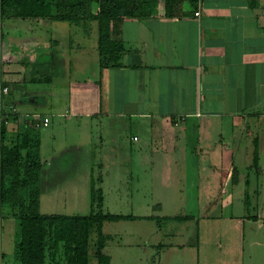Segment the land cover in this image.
I'll return each mask as SVG.
<instances>
[{
    "label": "rangeland",
    "instance_id": "obj_1",
    "mask_svg": "<svg viewBox=\"0 0 264 264\" xmlns=\"http://www.w3.org/2000/svg\"><path fill=\"white\" fill-rule=\"evenodd\" d=\"M82 24L84 28L67 22L54 24L0 16V81H17L28 92L54 89V95L61 98L55 104L59 111L82 110V102L78 107L74 98L68 99L67 83H84L88 78L96 82L101 71L98 25L87 21ZM58 51L71 58L67 68L59 64L55 69ZM52 76L63 83L51 86L47 78ZM46 98L38 103L40 108L47 105ZM260 124L256 140L254 133L243 136L247 131L241 127L236 128L234 135L226 132L218 139L221 149L230 146V159L238 155L243 140L239 154L242 156L237 157V183H241L230 179L231 183L226 181L224 186L220 179L217 183L204 179L191 183L190 178L195 176L174 166L171 149L169 167L165 169L132 167V153L142 145L130 141L137 133L129 128H115L114 136L97 128L90 137L93 144L87 148L84 135L75 136L70 125L67 129L71 134L62 124L54 131L47 129L49 136L43 140L46 130L32 126L27 148L38 143L44 166L47 160L52 164L53 160L73 159L70 169L53 165L42 169L40 210L43 214L95 212L138 217L105 222L104 232L111 237L105 248L110 264H264V159L260 166L252 164L256 149L259 152L264 144V120ZM152 150L144 149L143 158L149 155L152 159ZM209 154L214 155V151ZM222 155L227 153L218 152L215 156L221 176L230 164ZM210 170L206 172L211 173ZM92 188L102 190V199L100 191H96L97 197L91 200ZM248 216L257 217L258 221ZM18 223L11 205L0 203V264H20L15 254ZM95 240L93 234L92 245ZM90 264H98L97 259L92 256Z\"/></svg>",
    "mask_w": 264,
    "mask_h": 264
},
{
    "label": "crops",
    "instance_id": "obj_2",
    "mask_svg": "<svg viewBox=\"0 0 264 264\" xmlns=\"http://www.w3.org/2000/svg\"><path fill=\"white\" fill-rule=\"evenodd\" d=\"M177 1L172 16L167 15L166 0H157L151 15L125 17L113 30L112 38L125 46L120 65L101 68L96 82L88 78L84 83L82 80L67 83L68 99L74 98L78 107L82 102V110L63 113L55 107L57 99L61 98L54 95V89L44 93L28 92L22 83L2 79L0 85L10 89L4 97L5 105L17 107L19 116L6 126L3 136L0 133V148L3 142L12 147L24 140L25 133L47 117L48 126H37L46 130L42 140L49 136L47 129L54 131L66 124L68 133L71 134L67 129L70 125L75 136L84 135L87 148L93 144L90 137L97 128L108 136H114L115 128L131 129L137 134L131 136L130 141L142 145L132 153L131 165L138 169H165L169 167L172 154L175 167L186 175L195 176L190 178L191 183L200 179L217 183L221 180L216 170L219 164L215 161L218 152L227 153L222 155L230 163L225 171L230 174L233 166L238 169L237 157L242 156L239 154L243 151V140L238 155L230 159V146L221 149L218 139L226 132L234 135L237 127L247 131L243 136L254 133L255 140L261 131L264 0H198L197 5L191 0ZM82 25L78 26L84 28ZM55 45L58 46L59 41ZM63 56L59 51L56 53V70V65L65 64L67 68L71 64V58ZM2 65L0 59V73ZM47 80L51 86L63 83L53 76ZM83 88L86 90L81 92ZM45 96L47 105L40 108L38 103L43 102ZM63 120L65 123L61 124ZM150 147L155 156L149 159L148 155L144 159L142 151ZM212 151L214 155L210 156ZM259 154L260 166L264 159L263 143ZM50 163L47 160L44 167L70 169L73 159ZM207 169H211V173H207ZM230 179L233 181L232 174L227 177V183Z\"/></svg>",
    "mask_w": 264,
    "mask_h": 264
},
{
    "label": "trees",
    "instance_id": "obj_3",
    "mask_svg": "<svg viewBox=\"0 0 264 264\" xmlns=\"http://www.w3.org/2000/svg\"><path fill=\"white\" fill-rule=\"evenodd\" d=\"M157 0H0L2 18L68 22L82 25L96 22L101 68L119 66L123 42L112 38V32L125 17H146ZM197 5L198 0H191ZM177 0H166L167 15L172 16ZM17 118V117H15ZM14 118V119H15ZM13 119V120H14ZM42 122V121H41ZM37 123V126L41 123ZM41 126V125H40ZM6 126L0 133L4 135ZM10 147L0 148V203L7 202L18 220L16 258L20 264H90L95 257L98 264H110L105 253L110 235L104 232L106 221L136 220L133 215L95 213L87 215L43 214L40 210L41 172L44 163L40 146L31 143L28 136ZM260 154L255 151L253 165L259 166ZM252 165V166H253ZM225 171L221 184L232 174L237 183L238 169ZM91 200L102 199L101 189H91ZM248 200V199H247ZM250 201L248 200V203ZM258 220L257 217L248 216ZM176 219L177 217H166ZM96 240L92 245V235ZM2 258L4 253L2 252Z\"/></svg>",
    "mask_w": 264,
    "mask_h": 264
},
{
    "label": "built area",
    "instance_id": "obj_4",
    "mask_svg": "<svg viewBox=\"0 0 264 264\" xmlns=\"http://www.w3.org/2000/svg\"><path fill=\"white\" fill-rule=\"evenodd\" d=\"M9 87L0 85V130L7 126L16 116H19V111L17 107H7L5 105V95L9 94ZM182 120L185 119V117H181ZM50 124L49 118H44L42 122L39 124V126H48Z\"/></svg>",
    "mask_w": 264,
    "mask_h": 264
}]
</instances>
